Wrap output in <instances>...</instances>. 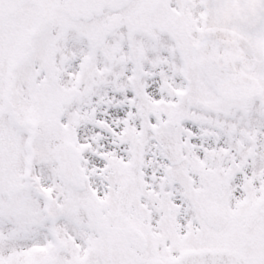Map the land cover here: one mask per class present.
I'll list each match as a JSON object with an SVG mask.
<instances>
[{
    "label": "snow or ice",
    "instance_id": "1",
    "mask_svg": "<svg viewBox=\"0 0 264 264\" xmlns=\"http://www.w3.org/2000/svg\"><path fill=\"white\" fill-rule=\"evenodd\" d=\"M0 264H264V0H0Z\"/></svg>",
    "mask_w": 264,
    "mask_h": 264
}]
</instances>
